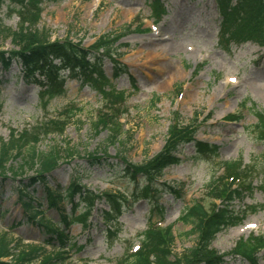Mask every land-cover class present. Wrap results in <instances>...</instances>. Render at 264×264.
Here are the masks:
<instances>
[{
	"label": "rangeland",
	"instance_id": "1",
	"mask_svg": "<svg viewBox=\"0 0 264 264\" xmlns=\"http://www.w3.org/2000/svg\"><path fill=\"white\" fill-rule=\"evenodd\" d=\"M13 7L7 0L0 8V27L12 32L20 25ZM221 23L216 0H58L43 5L35 30L49 42L69 39L90 49L106 34L125 35L117 44L114 60L118 65L109 60L100 63L107 85L62 72L64 79L58 83L64 84L66 93L46 108L42 91L46 77L38 74L36 81L26 79L19 62H12L8 70L0 64V138L8 143L13 132L32 134L38 126L64 119L65 111L72 110L75 115L66 120L63 132L51 128L34 144L36 158L61 152L57 169L49 175V187L64 192L76 182L95 197L89 208L86 202L79 203L77 195L75 211L66 202L67 214L74 218L89 214L88 225L75 223L65 229L61 224L69 238L65 245L58 243L45 225L60 224V212L43 200L41 213L32 220L34 211H27L11 189L29 184L38 172L31 165L33 145L22 143L23 149L9 156L7 176L0 177V185H5L0 189V239L7 235L12 243V257L4 261H14L41 246L49 254L62 253L52 264H117L138 249L140 235L151 224L162 229L173 226L174 261L197 241L190 234L193 226L182 221L187 208L196 200L207 210L219 204L211 190L220 164L242 160L244 167L254 171L255 190L243 202H235V210L256 209V213L218 235L212 248L228 256L225 264H251L232 253L241 241L264 238V142L258 138V120L251 109L253 103L257 112L264 113V47L235 38L224 41ZM12 52H18V47L2 29L0 55L8 57ZM102 87L126 95L121 133L97 121L106 108ZM175 115L182 124L197 127L195 139L216 147L217 154L199 155L193 144H184L176 155L180 163L156 179L153 187L161 189L159 196L146 195L148 183L140 175L128 174L125 163L145 166L152 161L163 149ZM231 116L240 120L231 121ZM104 154L109 158L105 165L88 161L91 155ZM161 184L175 189L184 186L183 196L166 193ZM34 187L36 199L43 198L42 186ZM105 193L122 196L124 203L120 216L108 214L109 223L104 213L119 200L98 197ZM50 239L53 242L48 245ZM257 259L264 264V249Z\"/></svg>",
	"mask_w": 264,
	"mask_h": 264
},
{
	"label": "trees",
	"instance_id": "2",
	"mask_svg": "<svg viewBox=\"0 0 264 264\" xmlns=\"http://www.w3.org/2000/svg\"><path fill=\"white\" fill-rule=\"evenodd\" d=\"M7 0H0V8ZM58 0H11L13 8L11 11L20 19L18 31L7 30L0 27V32L7 31L12 38V43L18 47V52H12L9 57L4 54L0 55V64L4 69H8L12 61L22 64L23 72L26 78L36 81V75L46 77V82L43 85L44 101L43 107L46 108L48 103L65 94L64 84L60 85L59 75L62 70H68L71 75L78 76L80 80L89 82H98L107 85L106 76L100 66L103 60L110 59L115 65H118L114 60L117 57L119 47L117 44L125 34L110 33L100 37L90 49H84L81 44H74L69 39L64 42H49L44 39L45 36L38 35L35 28L41 18L43 5ZM158 1V0H156ZM218 11L223 16V33L230 34L234 38L241 40L253 41L260 45H264V0H216ZM130 32V31H128ZM120 72V71H119ZM41 85V84H40ZM101 90L102 96L106 100V108L102 111L97 119L100 126L105 129L117 130L121 133L120 119L122 111H126V95L123 92H116L114 89L107 91L104 87ZM251 109L255 112L257 125L255 129L258 133V138L264 142V113L257 112L254 109V104L251 103ZM72 110L65 111L64 119L52 122L53 124H45L38 126L32 134L22 133V136H16L14 132L8 143H5L0 138V177L7 176L11 154H18L23 148L31 144L33 147L31 154V165L37 168V176L31 179L27 185L19 186V201L27 211H34L31 215L34 220L42 209V204L39 202H47L49 208L58 210L61 214L60 224H46L47 232L53 235L58 243L65 245L68 239L67 234L61 228V224L65 229L73 223L82 224L87 227L89 214H86L83 219L74 218L67 215L65 205L71 203L73 210H77L78 205L75 202L77 195L81 202H86L87 207L92 208L95 197L92 193H85L86 190L72 183L64 192L57 187L52 189L49 187V175L57 169L59 156L61 152L56 150L45 154L40 160L36 158V149L34 144H37L41 135L47 133L49 129H58L63 132L67 126L66 120L74 117ZM231 121L240 120L239 117H230ZM180 117H176L169 128L168 138L162 151L154 157L152 161L145 166H134L125 163L128 174L133 176H142L145 182L148 183L144 190L147 194H155L158 197L160 190L154 189L156 178L161 175L164 169L178 164L179 160L175 157L176 153L186 143H193L199 155H216L218 149L210 144L195 140L197 127L185 125L180 122ZM23 143V145H22ZM67 153V152H66ZM75 153V152H74ZM33 156V157H32ZM88 161L91 164L105 165L109 163L108 155L96 158L95 155L89 156ZM37 159V160H36ZM36 160V162H35ZM124 162V159H121ZM38 162V163H37ZM28 167V166H27ZM247 167V166H246ZM243 166V161L225 162L220 164L219 171H222L217 180H214L215 188L212 191L214 200H220L221 204L217 206L212 204L211 209L207 210L203 202H194L191 207L186 210L182 217V221L191 224L193 229L192 235H196V244L186 253L172 261V248L175 243L173 226L165 229L158 228L151 224L145 231L142 237L141 248L135 254L126 255L117 264H225L227 255L218 253L212 248L213 242L217 236L231 228L241 225L247 218L246 211H236L234 203L243 201L246 195L253 193L252 180L254 171L249 167ZM13 173V172H12ZM1 179V178H0ZM5 179V178H4ZM39 183L44 188L45 197L36 199L29 192V186ZM165 192L176 195L181 198L184 188L180 190L167 187L165 184ZM4 187V185H0ZM183 187V186H182ZM235 187V188H233ZM35 192L33 191V194ZM109 200L115 198L118 202L111 203V209L104 213L106 223H109L107 216L112 213L119 216L123 199L119 195L104 194ZM155 197V196H154ZM255 213L256 209L249 210ZM113 221V220H112ZM7 235L0 239V264H52L55 260L61 258L62 253L55 255L49 254L46 248L36 246L26 253L15 258L14 261H4L12 257L11 245L7 240ZM53 242L50 239L48 244ZM17 245H15L16 247ZM264 249V238H252L246 241H241L232 255L241 256L248 260L251 264H258L257 254ZM48 253V254H47Z\"/></svg>",
	"mask_w": 264,
	"mask_h": 264
},
{
	"label": "bare ground",
	"instance_id": "3",
	"mask_svg": "<svg viewBox=\"0 0 264 264\" xmlns=\"http://www.w3.org/2000/svg\"><path fill=\"white\" fill-rule=\"evenodd\" d=\"M160 35V34H159ZM248 229V228H247Z\"/></svg>",
	"mask_w": 264,
	"mask_h": 264
}]
</instances>
